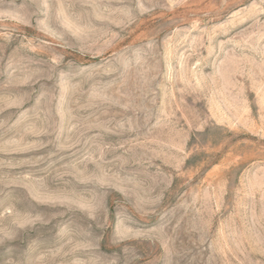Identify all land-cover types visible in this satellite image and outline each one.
Returning a JSON list of instances; mask_svg holds the SVG:
<instances>
[{
    "label": "rangeland",
    "instance_id": "1",
    "mask_svg": "<svg viewBox=\"0 0 264 264\" xmlns=\"http://www.w3.org/2000/svg\"><path fill=\"white\" fill-rule=\"evenodd\" d=\"M0 264H264V0H0Z\"/></svg>",
    "mask_w": 264,
    "mask_h": 264
}]
</instances>
